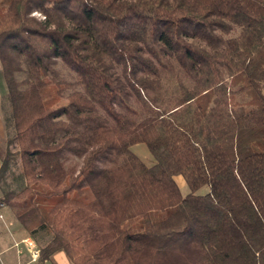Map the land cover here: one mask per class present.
Listing matches in <instances>:
<instances>
[{
  "label": "trees",
  "instance_id": "1",
  "mask_svg": "<svg viewBox=\"0 0 264 264\" xmlns=\"http://www.w3.org/2000/svg\"><path fill=\"white\" fill-rule=\"evenodd\" d=\"M0 72L37 264H264V0H0Z\"/></svg>",
  "mask_w": 264,
  "mask_h": 264
},
{
  "label": "crops",
  "instance_id": "2",
  "mask_svg": "<svg viewBox=\"0 0 264 264\" xmlns=\"http://www.w3.org/2000/svg\"><path fill=\"white\" fill-rule=\"evenodd\" d=\"M6 93V86L0 72V102ZM3 132V121L0 110V133ZM28 234L21 230L14 222L4 207H0V264H19L26 262V255L18 257L12 248L13 242L21 240ZM44 264H69V261L62 252L54 254L50 261Z\"/></svg>",
  "mask_w": 264,
  "mask_h": 264
},
{
  "label": "rangeland",
  "instance_id": "3",
  "mask_svg": "<svg viewBox=\"0 0 264 264\" xmlns=\"http://www.w3.org/2000/svg\"><path fill=\"white\" fill-rule=\"evenodd\" d=\"M58 68H60L62 70V73L65 74L66 70L65 68L62 66V64H59L58 65ZM66 75V74H65ZM68 77V76H67ZM0 148L1 149H4L5 148V134L2 132L0 133ZM131 152L134 153L135 155H137L145 164H150L151 161H152V157L151 155L149 154L147 148L143 145V144H138V145H135L133 147L130 148ZM11 172H14V170H11ZM10 172V173H11ZM15 173V172H14ZM8 179H7V184H9V187L10 188H14L16 183L15 181H12L11 178H10V174L7 176ZM175 181L177 183V185L179 186L180 188V191L181 193L184 195L188 192V189L186 187V185L184 184L183 180L180 178V177H176L175 178ZM208 191L207 187H203L201 188L200 190H198L196 192V194L198 195H203L205 194L206 192ZM1 194V192H0ZM0 207H3L2 204H0ZM6 209V213H9L10 214V210L7 208V207H4ZM25 238H31L29 235L26 236ZM33 241L34 239L31 238ZM35 242V241H34ZM36 244V243H35ZM37 245V244H36ZM27 256H26V261H27ZM37 264V263H36Z\"/></svg>",
  "mask_w": 264,
  "mask_h": 264
},
{
  "label": "built area",
  "instance_id": "4",
  "mask_svg": "<svg viewBox=\"0 0 264 264\" xmlns=\"http://www.w3.org/2000/svg\"><path fill=\"white\" fill-rule=\"evenodd\" d=\"M12 248L16 255L21 257L27 256V261L19 264H36L40 256V250L31 238H23L13 242Z\"/></svg>",
  "mask_w": 264,
  "mask_h": 264
}]
</instances>
